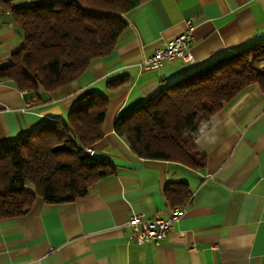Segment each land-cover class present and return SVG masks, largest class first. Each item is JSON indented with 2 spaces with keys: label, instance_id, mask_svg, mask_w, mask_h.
I'll return each instance as SVG.
<instances>
[{
  "label": "crops",
  "instance_id": "obj_1",
  "mask_svg": "<svg viewBox=\"0 0 264 264\" xmlns=\"http://www.w3.org/2000/svg\"><path fill=\"white\" fill-rule=\"evenodd\" d=\"M38 3L43 0H11ZM114 49L95 58L76 79L43 94L0 79V147L49 119H66L82 96L108 98L103 135L94 154L115 170L67 203L36 197L30 209L0 218V264H264V89L248 87L215 112L196 144L202 169L135 154L114 120L157 90L252 43L264 42V0H139ZM194 24L193 59L158 68L143 61L156 47ZM23 34L0 5V64L8 63ZM191 191L184 211L156 244L130 240L131 213L167 218L169 183ZM177 207V206H176Z\"/></svg>",
  "mask_w": 264,
  "mask_h": 264
},
{
  "label": "trees",
  "instance_id": "obj_2",
  "mask_svg": "<svg viewBox=\"0 0 264 264\" xmlns=\"http://www.w3.org/2000/svg\"><path fill=\"white\" fill-rule=\"evenodd\" d=\"M139 0H0L23 34L21 46L0 79L20 90L47 94L78 78L95 58L111 52L127 27L125 14ZM264 42L221 56L151 94L114 120V130L146 159L170 160L202 169L206 154L196 139L210 117L248 87L264 89ZM108 98L82 96L66 119H49L28 135L0 147V218L25 214L36 197L57 204L85 195L115 170L111 162L84 149L103 135ZM171 208L191 195L183 183H169Z\"/></svg>",
  "mask_w": 264,
  "mask_h": 264
},
{
  "label": "built area",
  "instance_id": "obj_3",
  "mask_svg": "<svg viewBox=\"0 0 264 264\" xmlns=\"http://www.w3.org/2000/svg\"><path fill=\"white\" fill-rule=\"evenodd\" d=\"M193 31L194 24L191 19L186 20L185 29L174 38L166 41L164 46L156 47L153 53L143 61L142 66L144 68H158L165 61L176 58H180L183 61L192 60L191 47ZM84 150L89 155L94 154L91 148H85ZM183 211V207H174L170 210L167 218L158 215L146 217L142 213H131L125 223L131 230L128 238L137 243L153 242L158 244L166 237L173 223L180 218Z\"/></svg>",
  "mask_w": 264,
  "mask_h": 264
},
{
  "label": "rangeland",
  "instance_id": "obj_4",
  "mask_svg": "<svg viewBox=\"0 0 264 264\" xmlns=\"http://www.w3.org/2000/svg\"><path fill=\"white\" fill-rule=\"evenodd\" d=\"M264 61V60H263ZM263 61L260 63L261 64V66H264V63H263Z\"/></svg>",
  "mask_w": 264,
  "mask_h": 264
}]
</instances>
